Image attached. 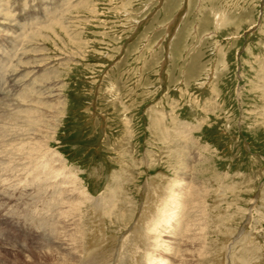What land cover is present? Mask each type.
Returning <instances> with one entry per match:
<instances>
[{
  "label": "rangeland",
  "instance_id": "obj_1",
  "mask_svg": "<svg viewBox=\"0 0 264 264\" xmlns=\"http://www.w3.org/2000/svg\"><path fill=\"white\" fill-rule=\"evenodd\" d=\"M0 3V132L30 133L37 124L13 123L10 114L26 105L41 112L40 135L50 136L51 154L74 175L81 216L92 209L93 225L79 219L83 244L88 237L93 246L84 244L88 251L111 253L133 225L160 212L163 201L170 209L184 191L190 225L197 212L199 228V237L186 242L188 264L244 261L228 244L218 249L239 231L254 240L249 257L263 263L264 0ZM6 162L0 182L12 183ZM10 199L0 207L16 206ZM11 228L19 246L47 252L31 232ZM233 248L240 251L241 243ZM7 250H0L1 260L11 258ZM81 252L75 264H83Z\"/></svg>",
  "mask_w": 264,
  "mask_h": 264
},
{
  "label": "bare ground",
  "instance_id": "obj_2",
  "mask_svg": "<svg viewBox=\"0 0 264 264\" xmlns=\"http://www.w3.org/2000/svg\"><path fill=\"white\" fill-rule=\"evenodd\" d=\"M2 3H0V4L2 5ZM4 10H6V9H4ZM0 12H2V11H0ZM5 18L6 17H4V19ZM1 23H2V21H1ZM5 49H7V48H5ZM10 50H12V49H10ZM13 51L15 52V50H13ZM3 54H4V52H3ZM42 83H43V81H42ZM49 83H48V85H49ZM51 84H50V86H51ZM56 86H58V85L56 84ZM38 87L39 86H37L36 91H38V94H39L40 91L38 90ZM42 87H43V85H42ZM45 87L47 88V86H45ZM50 88L51 87H49V89L47 88V90L53 89V88L52 89H50ZM42 91H44V90H42ZM51 93H53V92H51ZM47 95H49V94H47ZM20 96H22V95H20ZM26 96H28V95H26ZM31 96H33V94ZM34 96H35V94H34ZM28 97H30V96H28ZM35 98H33V99H35ZM22 99L23 98H21V100H19V101L26 100V99H23V100ZM30 99H32V98H30ZM54 99H55V97H54ZM37 101H36V103H37ZM48 101H50V100H48ZM24 102L25 101H23V103ZM45 102H43V103H45ZM30 103H32V102H30ZM48 103H46V104L49 106ZM14 104H16V103H14ZM26 104H28V103H26ZM33 104H35L34 100H33ZM21 105H22V103H21ZM40 105H38V106H40ZM44 105L45 104H43V106ZM38 106H36V107H38ZM20 108L18 107L16 109H20ZM33 108H34V105H33ZM50 108L53 109V111H55V112H52L53 114H51V117L57 116L58 112L56 110L60 108V105L59 106L56 105L55 107L50 106ZM39 114H41V112ZM38 115H37V112L35 110H34V113H33V111H30V108L28 109L27 105L25 106V108H22L20 110H17L16 112H12L10 114V117L12 118L13 123H14L13 119L16 120V118H18L22 124L24 122H25V124L26 123L27 124L32 123L31 125L37 124V125H35V127L37 126L38 128L30 127V125L27 126V127H30L29 130L27 129L28 132H30V133H17V132L16 133L12 132L11 134L5 133L6 130H5V132H3L4 131L3 129H5V128L1 127L3 123L0 126V128H3L2 132H0V166H2V162L4 161V159L7 160L6 163L9 162L8 164L5 163L6 165H3V166L6 167L8 165L10 167L9 170H7L6 172L10 171L9 173L11 176L8 177L9 178L8 181L9 180L12 181V183H10V182L5 183V181H2L3 179L1 180L2 182H0V202H5V198H7V199H10V198L15 199L16 198V206L18 207L17 208L16 206H13L10 208V206H4V205L3 206L6 209H3L2 207H0V216H1V219L3 221V224L0 225V238L7 243H8V241H10L12 236L10 234H8L7 231H5V230H6L7 226L12 225V226L16 227L18 231L24 232L22 234L23 236L28 231L31 232L33 234L34 239L37 240V242H38V247L39 248L46 247L47 252H44V253L36 252V249H34V247L23 248V246H19V245L18 246H12V247L7 246L4 248H3V246H0V250H3V249L13 250V253L10 252V250H7L8 251L7 255L12 253V256H11V258H8L6 260L0 259V264H8L9 262H10L9 264H38V262H40V260H46V259L53 261V263H55V264H75V262H77V259H78V254L80 253L81 250L84 253V259H82L83 264H110V262H111V264H124L126 262L127 263L131 262V261H127L128 258L130 260H133V264H141L142 258H146L145 264H168V259L170 257L173 259H177L178 264H183L182 261L187 262V264H188V261H189L188 257H189L190 250L187 247L189 245H192V244H188V246H187L186 242L188 243V241H192V240L195 241L199 237L198 233H197V232H199V228H197L198 227V222H197L198 213L197 212L193 213L194 221L190 225V218L188 217L189 209H188L187 202H185V200H187V197H186V195H184V191H180L179 192L180 195L178 197V200H180L181 202L183 201L182 203L179 202L178 204H176L178 202V200L174 197V205L171 206V208L167 210V207L169 205L168 201L167 202L163 201V203L160 202V204L162 203L161 205L159 204L161 206L160 212L157 211V213L156 214L154 213L155 215L153 214V216H151V214H150V216H149L150 219L147 216H145L144 217L145 220H143L144 222L141 226L133 225V228L131 229L130 237H127L129 234V231H130L129 230L125 233L126 235H124L122 240L119 242V244H118L119 246H116L115 249H113V251L111 253H109L110 251H108L107 249H105L107 251L104 250L105 252H102V253H99L97 250H96L97 253H96V251H93V250L88 251L87 246L84 247V244L88 245V247L92 246V244L89 245L88 237H87V241H85L87 244L86 243L83 244V240L85 239V237H84V239H82L81 235L83 234L84 230L82 231L83 227L79 228V225H80L79 219L84 218V220H85L84 223H86V224L90 223L89 225H93V224H91V221H92L91 212L92 211H90L92 209L89 208V210L86 211V214L81 216L82 215V213H81L82 208H79V199L80 198L78 197V194H79L78 192L80 190H79L78 184H77V182L74 181L75 178L73 177L74 176L73 174H72L73 175L72 176V175H70L71 173L70 174L65 173L67 170V169L65 170V168H66L64 166L65 162L58 156V154H56V153L53 154L54 152L51 154L49 147H48V143H47L50 140V136L47 134L49 137L48 138L44 134H43V136L40 135L39 129L41 126H38L39 124L36 123V119H37ZM42 118L46 119L45 116H43V117L39 116L40 122L42 121ZM7 120H9V119H7ZM46 120H49V118H47ZM16 121L19 122L18 120H16ZM45 122H43V123H45ZM56 123H58V122H56ZM15 124H17V123H15ZM22 124H21V126H22ZM11 126H10L11 129L9 128L10 131L12 129H14V127L12 126L13 127L12 128ZM26 128L24 129V131L26 130ZM56 128H57V126H56ZM56 128H54V129H56ZM52 131H53V129H52ZM46 132H45V134H46ZM50 133H52V132H50ZM52 150L53 149H51V151ZM10 163H11V165H9ZM12 164L15 166L13 167ZM6 168H8V167H6ZM68 172H69V170H68ZM2 175L4 176V174H2ZM46 184H49L50 187H48V188H50V189L52 188V191L46 189ZM45 193L48 196H46ZM175 193H176V191H175ZM175 193H174V195H175ZM164 195L162 196V198H164ZM100 204L101 203L96 201V203L94 204L95 205L94 208L98 207ZM102 206H103V204H102ZM254 206H256V200L252 201L251 207L248 211L249 214H251V210ZM98 209L99 208H96L94 210L96 211ZM179 211H182L181 212L182 214ZM143 214H145V213H143ZM183 218H184V220H183ZM98 222H101V219H100V221L98 220ZM136 223H137V221H136ZM97 224H96V226L98 227ZM221 225L224 226L222 223H221ZM92 227H94V226H92ZM101 227L103 230V226H101ZM86 232H88V230ZM243 232L244 231H242V232L239 231L237 234L233 235L230 238L232 241L231 240L227 241L224 239L220 248L218 247L219 251H224L225 245L227 246V244H228L230 251L233 252V254H239V256H242L244 258V261H245L244 262L243 260L238 259V262L232 261L231 264H261V262H258L257 260H253L252 258L249 257L247 252L253 253L250 250H252V248H254L253 247L254 244H252L249 248H248V246L252 242L254 243V240L252 239V237L247 238V239L240 238L239 236ZM89 234H91V233H89ZM102 235H103V233H102ZM98 237H100V235ZM102 237H104V236H102ZM12 238H15V236ZM94 239H96V238H94ZM94 239H93V241H94ZM100 239H102V238H99V240ZM104 240L102 239V241H104ZM72 241H74V243H72ZM32 243H34V242H32ZM240 243H241V250L240 251L238 250V252H236L235 249L233 248V246H236V244L238 245ZM59 245H61V248L59 250V253H57V249H58ZM100 246H103V245H100ZM17 247H19V248H17ZM14 248H17V249H14ZM140 248H143V249H141V251H139L138 249H140ZM97 249H99V248L97 247ZM239 249H240V247H239ZM262 249L264 251V247L261 248V250ZM137 250L140 254L137 252ZM244 252H246V253H244ZM108 253H109V255H108ZM135 254L137 255V257ZM147 256H148V260H147ZM224 257H225V254H224ZM21 259H24L26 261L23 263L21 261ZM223 264H229L227 257L224 258ZM262 264H264V261Z\"/></svg>",
  "mask_w": 264,
  "mask_h": 264
}]
</instances>
